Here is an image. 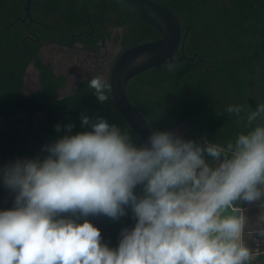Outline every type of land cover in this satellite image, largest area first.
Wrapping results in <instances>:
<instances>
[{"label":"clouds","instance_id":"clouds-1","mask_svg":"<svg viewBox=\"0 0 264 264\" xmlns=\"http://www.w3.org/2000/svg\"><path fill=\"white\" fill-rule=\"evenodd\" d=\"M87 86L108 100L101 76ZM224 111L246 131L219 143L153 130L140 145L105 118L81 114L90 130L59 136L42 158L0 166V186L14 194L0 209V264H252L258 252L245 236L253 232L235 202L264 207V102ZM126 208L135 223L109 247L86 217L117 219ZM256 220L264 224V212ZM255 235L264 241V227Z\"/></svg>","mask_w":264,"mask_h":264},{"label":"trees","instance_id":"trees-1","mask_svg":"<svg viewBox=\"0 0 264 264\" xmlns=\"http://www.w3.org/2000/svg\"><path fill=\"white\" fill-rule=\"evenodd\" d=\"M158 1L169 7L180 21L184 54L189 58L197 54V57L193 61L160 65L135 76L126 88L129 102L143 115L150 131L172 132L185 124L188 129L184 130L183 138L194 142L207 139L223 143L233 139L246 128L240 117L224 111L225 106L239 104L247 111L264 102V0ZM76 2L30 0V13L39 22L32 27L39 39L37 45L30 46L32 52L44 40L86 43L91 41L92 35H108L111 27L123 28L122 33L116 35L122 50L159 38L155 30L132 18L112 0L81 1L79 9L91 18L90 25L76 10ZM3 4L12 6L6 15L1 13ZM23 6L24 0H0V17L8 19L12 13L17 15L23 12ZM18 38L12 39L10 54L13 57L19 54ZM96 41L97 38L93 40ZM44 72L50 75L49 71ZM106 94L108 100L98 102L87 84L80 85L74 95L59 102L55 101L54 91L47 94L45 99L50 106L41 127L37 128L40 147L44 148L59 136L90 130L87 126L81 127V114L90 119L105 118L127 131L133 143L140 145L115 109L108 88ZM15 106L20 105L15 102ZM22 106L29 111H39L43 102H26ZM12 113V108L6 114L0 111L4 119ZM69 123L74 125L71 133L64 127ZM56 125H60V131L56 130ZM39 130L49 136L42 137ZM134 191L139 193L140 187ZM103 217L110 228L121 231L133 216L126 208L125 215L117 219Z\"/></svg>","mask_w":264,"mask_h":264},{"label":"flooded vegetation","instance_id":"flooded-vegetation-1","mask_svg":"<svg viewBox=\"0 0 264 264\" xmlns=\"http://www.w3.org/2000/svg\"><path fill=\"white\" fill-rule=\"evenodd\" d=\"M24 7L25 0L23 12L17 15L12 13L8 19L0 17V31L3 33L0 36V111L6 114L9 109H13L12 115L6 119L0 115V166L10 164L17 158H42L46 153L36 137L37 128L41 127L45 111L50 106L45 96L54 91L55 101L59 102L74 95L78 87L87 84L88 79L94 75H99L106 81L114 58L123 51L116 37L122 33L123 28L111 27L108 29V35H92L91 41L86 43L69 41L63 44L50 39L44 40L32 52L30 46L37 45L39 41L32 32V27L39 22L33 19L30 10L27 17ZM11 8L12 6L3 4L1 13L6 15ZM91 28L92 33V25ZM13 37H20L17 43L19 54L14 57L10 54L13 49ZM96 38L97 41L93 42ZM112 48H115L113 54ZM46 50L52 54L51 58H46ZM74 53L77 54L76 61L73 59ZM63 54L64 72L59 73L53 69L52 59H60ZM44 70L49 71L50 75L45 74ZM32 101L43 102L42 109L29 111L22 106ZM15 102L20 106H15ZM185 129L177 127L172 132L183 137ZM39 133L44 138L49 136L42 130H39ZM13 195L11 190L0 186V209L13 206ZM86 219L94 225L89 216ZM104 221L110 229V234L109 239L102 243L114 248L121 231L110 228L108 222L105 219ZM134 223L132 217L125 228H131Z\"/></svg>","mask_w":264,"mask_h":264},{"label":"water","instance_id":"water-1","mask_svg":"<svg viewBox=\"0 0 264 264\" xmlns=\"http://www.w3.org/2000/svg\"><path fill=\"white\" fill-rule=\"evenodd\" d=\"M82 0H77L76 10L87 19L90 18L80 11ZM132 18L139 20L155 30L159 38L154 41L137 44L121 51L113 60L108 74L107 85L110 98L115 109L133 131L140 144H145L150 135V128L143 115L132 106L126 94L128 83L135 76L160 65H173L183 60L193 61L197 54L191 58L183 52L184 37H182L181 24L176 14L167 6L154 0H112ZM30 0H25V13L29 17ZM179 53V54H178ZM178 54V55H177ZM188 129L185 124L178 127ZM264 209V207H262ZM90 220L100 230L101 242L109 239L110 229L100 215H89ZM264 227V224H260ZM251 237L245 236V242L250 248L258 252L252 264H264V241L255 235L251 227Z\"/></svg>","mask_w":264,"mask_h":264},{"label":"crops","instance_id":"crops-1","mask_svg":"<svg viewBox=\"0 0 264 264\" xmlns=\"http://www.w3.org/2000/svg\"><path fill=\"white\" fill-rule=\"evenodd\" d=\"M238 206H240L244 210V215L246 217V225L245 228L251 227L252 229H257L260 227V224L257 223V216L264 212L261 206H259L256 202H244V201H236Z\"/></svg>","mask_w":264,"mask_h":264},{"label":"rangeland","instance_id":"rangeland-1","mask_svg":"<svg viewBox=\"0 0 264 264\" xmlns=\"http://www.w3.org/2000/svg\"><path fill=\"white\" fill-rule=\"evenodd\" d=\"M115 51V48H112L111 49V54H113ZM46 54V58H51L52 54L50 53V51H45L44 52ZM65 54V53H64ZM60 55V59H52V66H53V69L56 71V72H59V73H62L64 72V69H63V62H64V56L65 55ZM77 57V54H73V59L76 61V57ZM181 128H184L181 126Z\"/></svg>","mask_w":264,"mask_h":264}]
</instances>
